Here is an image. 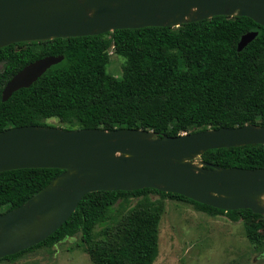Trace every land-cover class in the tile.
<instances>
[{
	"label": "trees",
	"instance_id": "obj_1",
	"mask_svg": "<svg viewBox=\"0 0 264 264\" xmlns=\"http://www.w3.org/2000/svg\"><path fill=\"white\" fill-rule=\"evenodd\" d=\"M250 32L257 36L238 51L241 37ZM111 54L123 60L120 78L107 73ZM47 56L63 60L2 102L6 83L24 66ZM0 64V132L51 126L48 119L66 130L144 129L158 138L247 124L264 127V28L246 17L216 16L177 28L16 43L0 49ZM199 160L223 168L264 169V145L213 149ZM61 172H1L0 214L25 203ZM165 199L242 221L248 241L264 247V217L250 210L225 212L155 189L98 191L86 194L46 240L0 262L12 263L71 238L79 240L91 264H153Z\"/></svg>",
	"mask_w": 264,
	"mask_h": 264
},
{
	"label": "water",
	"instance_id": "obj_2",
	"mask_svg": "<svg viewBox=\"0 0 264 264\" xmlns=\"http://www.w3.org/2000/svg\"><path fill=\"white\" fill-rule=\"evenodd\" d=\"M216 16L246 17L264 28V0H0V49L122 29L177 28ZM256 36L243 35L237 50ZM62 60L47 56L24 66L4 86L1 101ZM247 145H264V127L247 124L160 138L144 129L31 125L1 131L0 173L62 172L25 203L0 214V259L46 240L86 194L98 191L155 189L217 210L247 209L264 217V169L223 168L199 160L209 150Z\"/></svg>",
	"mask_w": 264,
	"mask_h": 264
},
{
	"label": "rangeland",
	"instance_id": "obj_3",
	"mask_svg": "<svg viewBox=\"0 0 264 264\" xmlns=\"http://www.w3.org/2000/svg\"><path fill=\"white\" fill-rule=\"evenodd\" d=\"M110 58L107 73L120 78L123 60L114 54ZM45 122L65 127L56 119ZM194 162L198 164L199 160ZM163 205L158 255L153 264H264V247L248 241L242 221L211 216L188 202L165 199ZM0 264H91V261L79 240L67 238L58 245L26 253L12 263Z\"/></svg>",
	"mask_w": 264,
	"mask_h": 264
}]
</instances>
